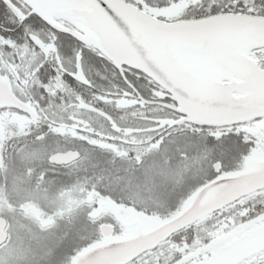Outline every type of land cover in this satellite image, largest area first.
Returning <instances> with one entry per match:
<instances>
[{
  "label": "rangeland",
  "instance_id": "rangeland-1",
  "mask_svg": "<svg viewBox=\"0 0 264 264\" xmlns=\"http://www.w3.org/2000/svg\"><path fill=\"white\" fill-rule=\"evenodd\" d=\"M59 19L54 17L57 23ZM26 28L25 35L37 33L32 25ZM40 35L44 46L39 49L26 36L25 43L17 45L9 39L14 35L7 37L0 32V51L5 52L1 51L3 72L15 77L11 63L16 54L23 57L32 52L35 66L42 65L39 63L46 53L50 58L57 56L60 63L71 60V67L75 56L83 58L84 45L78 48L72 42L75 52L65 50L60 58L56 37L43 31ZM88 45L97 53L91 76L94 88L79 85V80L87 79L82 72L74 79L64 73L34 70L31 111L11 108L0 112V213L15 216L11 241L0 251V262L7 259L21 264L32 259L33 264H78L79 258L95 247L132 239L177 218L213 184L207 176L202 133L187 131L184 125L171 133L160 124H170L174 113L159 105L112 95L129 89L117 81L111 60L102 61L98 56L101 51ZM220 69L199 67L193 72L196 83L203 88L216 82L215 73ZM112 71L117 79L113 76L110 82ZM146 91L149 100L161 93L150 82ZM141 92L145 93L144 88ZM87 104L107 109L113 118L107 121L87 109ZM143 117L153 120L149 123ZM147 126L149 131L143 130ZM77 148L85 155L80 161L65 169H51L53 154ZM48 170L61 173L49 174ZM215 192L210 190L204 202ZM245 207L240 203L234 208L242 212L238 221L226 223L230 210L220 216L225 225L215 223L211 230V218L204 216L189 227L192 232L160 244L153 254L135 264H182L198 254L210 253L264 222V203ZM104 223L114 228L112 234L101 232ZM205 240H209L208 245H204ZM59 245L62 250L57 252ZM195 247L200 248L190 252Z\"/></svg>",
  "mask_w": 264,
  "mask_h": 264
},
{
  "label": "water",
  "instance_id": "water-1",
  "mask_svg": "<svg viewBox=\"0 0 264 264\" xmlns=\"http://www.w3.org/2000/svg\"><path fill=\"white\" fill-rule=\"evenodd\" d=\"M33 4V11L39 12L54 26L58 24L54 20L55 16L76 24L80 30L57 27L85 43L93 44L101 54L114 62L117 69H122L123 73H126L124 67L140 69V72L151 78L174 100H149L132 82L131 87L127 84L134 91L130 95L145 104L159 105L212 126L234 125L264 117V79L255 58L249 55L252 46L264 47V27L258 24L232 21L216 25L209 32L197 37L186 35L185 41L196 39L197 47L202 51L201 55L192 57L182 53L157 28L156 25L163 21L153 23L154 17L149 21L144 13L139 12L127 0H111L110 6L114 8L115 16L101 9L98 3L88 0H33ZM45 9H50L49 14L45 13ZM51 9L60 13L51 15ZM33 40L40 44L36 36ZM250 45L252 46L247 48ZM205 65L233 71L234 75L227 83L216 81L200 88L193 72ZM119 73L122 77L121 71ZM5 106L31 111L28 104L15 96L10 86L1 82L0 107ZM89 108L104 114L94 106ZM80 156L74 150L56 152L51 156V162L68 165ZM217 185L218 183H213L204 188L194 204L177 218L132 239L96 247L81 256L78 264H126L204 214L219 210L243 195L263 187L264 170L227 181L215 197L202 202L203 197ZM113 229L109 224L101 225V231L105 235H110ZM262 234L264 225L221 246L209 259L196 264H239L264 250V244L256 242ZM6 236L5 232L2 241Z\"/></svg>",
  "mask_w": 264,
  "mask_h": 264
},
{
  "label": "flooded vegetation",
  "instance_id": "flooded-vegetation-1",
  "mask_svg": "<svg viewBox=\"0 0 264 264\" xmlns=\"http://www.w3.org/2000/svg\"><path fill=\"white\" fill-rule=\"evenodd\" d=\"M4 18H6V19H8V21H10L9 23H8V21H6L9 28L7 26H5L3 23H0V31L8 34L7 37H10V35H14L15 37L9 38V39L13 40L17 45L24 44L25 43L24 37L26 36V38H28L31 41L32 45L36 46L39 49L43 48L44 41L42 39L43 37L40 35L41 32L43 31L45 34H47L51 38H52V36L56 37V43L58 45V52H59L58 55L62 54V52L65 51V49H64V47H65L64 46V37L70 38L71 40H73V43L78 46V48H81L82 44L79 45V43H80L79 39H73L72 35L71 36L68 35V33L63 32L59 27H57V26H60L62 28L65 27L67 29L69 28L72 30H80V28L76 24H74V23H72L66 19H59L60 22H58L57 26L52 25L50 22H48V24H44L38 20L37 26L34 27V28H36L37 33L33 34L30 31V32H28L27 35H25L21 26L18 23L12 22L13 18L10 17L7 12L4 13ZM31 24H32V21L30 23H26V27L27 26L29 27ZM49 25H51V27ZM7 28H8V31H7ZM57 29H59V31H57ZM35 36L40 41L39 45L36 41L33 40V38ZM84 45L87 48H90L92 52L86 50L89 53L87 54V57H84L82 59L78 55L75 56L74 64L72 65V67H71V60L68 61V63H66L62 59L61 63H60L57 60H55L57 56H55V57L52 56V58H50L51 56L49 57V55L47 53L42 55V60L39 63V64L42 63V65H40V66H35L36 63L34 62V56H33L32 52L26 53L23 57L18 56L16 54V55H14L15 56V58H14L15 62L11 63L12 67L14 69L15 77L13 75L11 76V74L7 73V71H5V70L3 72V66L0 63V83L4 82L8 86H10V89L15 94V96L23 102L26 101L25 103L28 104L30 108H31L30 104H32V100H35V97L32 94L33 92L31 91L32 90V79H33V75L35 73L34 70L35 71H37V70L42 71L43 70L44 73H45V71L49 70L53 74L57 73V75L58 74L63 75V73H64L66 76L72 77L74 79L78 78V76H80L79 72H82L86 76L87 79L82 80V81L79 80V85H81L83 87L94 88L91 76L93 75L92 67L95 66V62H96V60L94 59L96 54L94 53V49L90 45H88V43H86ZM0 49H1V47H0ZM68 49H69V51L71 50L70 47ZM257 50L261 51V50H264V48H259ZM1 51H0V61H1V56H2ZM2 52L5 53L4 51H2ZM60 58H61V55H60ZM102 61H107V58L105 57V59ZM15 63H16V65H15ZM61 65H63V66L61 67ZM86 65H88V67L90 68L89 70L86 68ZM53 69H55V71H53ZM30 84H31V86L29 87ZM127 87L129 89L128 90L129 92H126L123 94L112 93V95L129 97L131 99H136L139 102H142L137 97L131 96L130 94H134V91L128 85H127ZM23 92H24V95H23ZM141 94L143 95L142 92H141ZM166 95H167V98H165V99H167L166 101L174 102L173 98L170 95H168V94H166ZM26 96H29L30 99L27 100ZM152 100H157V99H152ZM89 106H95V105H92V104L85 105V107L87 109H91V108H89ZM6 109L9 110V109H11V107H8V106L0 107V112H5ZM166 109H168V108H166ZM100 110H101V108H100ZM168 110L174 112L175 118L173 119V121L170 124H165V125L160 124V127L161 126L162 127L167 126L168 127L167 129L170 130L171 133H173L174 130H176L177 128H179L182 125H184V127L186 128L187 131L188 130L190 131L191 128H199L201 125H204V124L199 123L193 119L185 117L183 114H181L177 111H174L171 109H168ZM92 111L96 112L95 110H92ZM101 111H103L104 114H100L98 112H96V113L104 116L108 120H111L110 114H108L103 109ZM205 126H207V125H205ZM214 127L216 129L217 135H220L223 132L232 131L233 129L245 130L248 133H251L252 137L257 138V147L255 148V150L245 154L242 147L240 145H238L234 139H231V140L226 142L224 149L222 151L217 152V151H214L212 146L202 143L204 148L207 147L206 149L203 148L204 151L206 152L203 155H205L206 158L208 159L209 173L207 176H208V178H211V181L213 183H218V185L214 188V189H216V192L213 195V197L216 196V194L219 192L221 187H223L227 184V181L234 179V178H238V177L247 176V175H250L253 173L261 172L264 170V117L258 118V119H255V120H252L249 122L238 123V124L228 125V126H214ZM249 138H251V137H249ZM202 139L204 141V137H202ZM66 151H68V150H66ZM75 151H78V150H75ZM221 162H223V167L226 169V171L221 172L218 177H215V179H213V168L217 167L219 164H221ZM204 179H205V177H204ZM211 190H213V189H211ZM263 193H264V186L253 191V192H251V193L243 195L242 197H240L239 199L235 200L234 202H232L230 204L234 205V204L245 203V201L247 200V198L249 196H251V200L253 201V203L261 204L262 202H264V200L261 198ZM205 197H206V195L203 197L202 202H204ZM212 198H210V199H212ZM209 200H206L205 202H207ZM230 204H228V205H230ZM225 207H223V208H225ZM221 209H219V210H221ZM219 210H216V211H219ZM216 211H213V212H216ZM213 212H210V213H213ZM204 216H206V214L201 216V218L194 221L193 223L187 225L185 228L180 229V230L172 233L166 239L161 240L154 248L140 253L138 256H136L134 259L127 262L126 264H135V262L137 260L144 258V256L148 257V255L153 254V252L160 246V244L169 241L171 238H176L177 235H181L185 232H190V231L192 232V230H189V227L192 226L193 224L197 223L198 221H200ZM1 218L5 219V221ZM14 219H15V216H13L11 218L8 215L4 216L0 213V242H2L0 244V251L5 248V246L8 244V242L10 243V241H11L10 226L12 225V222H14ZM22 219L25 220V218H23V217H22ZM263 225H264V222L259 224L254 229L245 231V232L235 236L234 238L220 244L214 250L209 251L210 253H207L205 255H199L198 254V256L197 255L195 256V258H190L189 261L183 262L182 264H196V263L201 262L203 260L209 259L213 255V253L218 251V249L221 246L228 244V243L232 242L234 239H236L242 235H245L247 233H250V232L254 231L255 229H257ZM4 231L7 233V236L4 239V241H2L3 236L5 235ZM113 231H114V229H113ZM190 241H192V240H190ZM208 242H209V240H205L204 245H208L207 244ZM256 242L264 244V234L260 235V237L256 240ZM15 244L16 243L14 241V245ZM204 245H202L201 247H203ZM207 247L208 246H206V248ZM199 248L200 247H198V248L195 247L190 252L198 251ZM56 251L58 252L60 250L57 248ZM182 257H185V256L181 255V258ZM179 259H177V260H179ZM251 261H255L256 262L255 264H264V250L253 255L252 257L244 260L243 262H241L239 264H249V262H251ZM0 264H11V263L7 259H5L4 261H1ZM21 264H33V260L32 259L27 260V261L22 260ZM250 264H252V263H250Z\"/></svg>",
  "mask_w": 264,
  "mask_h": 264
},
{
  "label": "snow or ice",
  "instance_id": "snow-or-ice-1",
  "mask_svg": "<svg viewBox=\"0 0 264 264\" xmlns=\"http://www.w3.org/2000/svg\"><path fill=\"white\" fill-rule=\"evenodd\" d=\"M88 2L98 3L100 8L109 15H116L114 8L110 6L111 0H88ZM127 2L134 4L149 21H152L153 17L155 18L153 23L163 21L162 24L156 25L157 28L165 33L182 53L192 57L201 55L202 51L197 47L196 39L185 41L186 35L197 37L209 32L216 25L232 21H245L264 27V0H127ZM33 7V0H0V13L6 11L13 18L12 22L18 23L25 31L28 30L26 23H30L34 19L48 24L44 16L33 11ZM49 26L51 27V25ZM68 35L72 34L68 33ZM72 38L79 39L78 37ZM79 42L82 45L85 44L83 40H79ZM259 48H261L260 45L252 46L249 55L255 58V62L261 70V77L264 79V50L258 51ZM84 50H81V55ZM87 50L91 51L90 48ZM101 59H105V57H101ZM109 62L111 63V61ZM118 71H121L125 83L130 87L133 86L127 79V74L123 73L122 69H118ZM136 71L140 72L141 70L136 69ZM232 75L234 73L229 74L227 70L215 73L219 83L229 82ZM136 78L142 79L139 75ZM191 131L196 134L202 133L205 143L212 146L217 152L222 151L226 142L231 139H234L242 147L245 154L257 147V138L252 137L251 133L245 130L233 129L217 135L214 126L201 125L199 128H192ZM103 146L108 147L107 145ZM224 171L226 169L221 162L213 168V179Z\"/></svg>",
  "mask_w": 264,
  "mask_h": 264
},
{
  "label": "trees",
  "instance_id": "trees-1",
  "mask_svg": "<svg viewBox=\"0 0 264 264\" xmlns=\"http://www.w3.org/2000/svg\"><path fill=\"white\" fill-rule=\"evenodd\" d=\"M6 11H4V12H2V13H0L1 15H0V23H3L5 26H7L8 28H9V26L7 25V23H6V21H8V19H6V18H4V13H5ZM37 21L38 20H32V24L31 25H33V27H36L37 26ZM10 22V21H9ZM8 22V23H9ZM36 24V25H35ZM8 28H7V31H8ZM24 30V29H23ZM1 32V31H0ZM73 40H71L70 38H66V37H64V49L65 50H68L69 51V47H70V51L73 53V52H75V48L73 47ZM79 45H81V43H79ZM77 46V45H76ZM78 47V46H77ZM83 48L85 49L84 51H83V58L84 57H87V54L89 53V52H87L86 50L88 49L85 45L83 46ZM92 52V51H91ZM95 52V51H94ZM96 56H97V53H96ZM98 56H100V57H106L107 58V61H108V59H110L109 57H107L106 55H103V54H101V53H99L98 54ZM111 60V59H110ZM111 62H112V65H115L114 64V62L111 60ZM105 68V67H104ZM114 70H115V72L118 74V76H119V78L117 79V77L116 76H114L115 74H114V72L112 71V74H111V77H110V82L111 81H113V76H114V78L116 77V79H117V81H120L121 83H123V84H125L126 86H127V84L125 83V81L122 79V77H121V75H120V73H119V71H118V69L116 68V66H114ZM124 70H125V72H126V74H127V77H128V79L141 91L142 90V88H144V91H145V93L143 92V95H144V97L146 96L147 98L149 97V96H147V91H146V88H147V85H148V82H150V83H152V84H154L155 85V87H156V89L158 90V91H160L162 94H163V96H162V94L160 93V94H158V97L157 98H153V97H150L151 99H157V100H163V101H166L167 99H165V98H167V95L166 94H168V92H166L164 89H162L161 87H159L151 78H149L148 76H146L144 73H142V72H137L136 70H134V69H131V68H128V67H124ZM140 76V77H142V79H137L136 77L137 76ZM107 82H109V81H107ZM112 94V93H111ZM169 95V94H168ZM92 105H94V104H92ZM97 108H101V107H99V106H97V105H95ZM94 106V107H95ZM101 110H102V108H101ZM104 110V109H103ZM107 110V109H106ZM105 110V111H106ZM168 110V109H167ZM170 111V110H169ZM94 112V111H93ZM107 112V111H106ZM170 112H172V111H170ZM96 113V112H95ZM108 113V112H107ZM172 113H174V112H172ZM98 114V113H97ZM109 114V113H108ZM100 115V114H99ZM110 116H111V119L113 118V116L110 114ZM103 117V116H102ZM151 117H153V116H151ZM151 117H143V119L142 118H139L140 120L142 119V120H144V121H147V122H151L152 120H153V118H151ZM105 118V117H104ZM107 121H108V119L107 118H105ZM174 119V118H173ZM171 121H173V120H171ZM169 126V125H168ZM148 128H146V129H143V130H145V131H149V126H147ZM143 130H137L138 132H143ZM69 150H78L80 153H81V157L78 159V160H76V161H74V162H72L71 164H69V165H56V164H50V166L51 167H53V168H51V169H65V168H67V167H70L71 165H73V163H76V162H78V161H80V159H82L85 155H84V153H83V149H81V148H77V149H69ZM57 172H59V173H61V171H50L49 172V170H48V172L47 173H57ZM73 174H75L74 172H73ZM73 179V182H74V180H75V177H73L72 178ZM261 198L264 200V193L262 194V196H261ZM264 202H262L261 204H263ZM244 204H246V207L245 208H250L251 207V204H255V203H253V201L251 200V196H249L248 198H247V200L245 201V203ZM237 205H239V204H234V205H228V206H226L225 208H222L221 210H219V211H216V212H213V213H207L206 214V216H210V218H211V223H210V225L208 226V227H211L210 228V230L211 229H213L214 227H215V223L216 224H219L220 223V225H222V224H224L225 225V220H223L220 216H224V214L223 213H225V212H227V211H230L231 210V212H229L226 216H225V218H227V220H226V223H228V221L229 222H231V220L232 219H235V220H239L240 219V216L242 215L241 213V211H239V209H234V208H236V206ZM233 209V210H232ZM223 214V215H222Z\"/></svg>",
  "mask_w": 264,
  "mask_h": 264
},
{
  "label": "bare ground",
  "instance_id": "bare-ground-1",
  "mask_svg": "<svg viewBox=\"0 0 264 264\" xmlns=\"http://www.w3.org/2000/svg\"><path fill=\"white\" fill-rule=\"evenodd\" d=\"M50 10V9H49ZM49 10L48 9H45V13L46 14H49ZM58 13H60L59 11H57V10H55V9H51V11H50V14L52 15V14H58ZM252 45H250V46H248L247 48H250ZM206 66V65H205ZM207 66H209V65H207ZM213 67V68H218L217 66H214V65H210V67ZM221 70H227V69H223V68H221L220 69V71ZM227 72L229 73V74H231V73H234L233 71H230V70H227ZM233 76V75H232ZM8 107H10V106H8ZM11 108H14V107H11ZM55 228H53L52 230H51V232L54 230ZM58 249L61 251L62 250V248H61V246L59 245L58 246ZM59 252V251H58Z\"/></svg>",
  "mask_w": 264,
  "mask_h": 264
}]
</instances>
